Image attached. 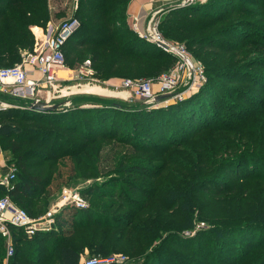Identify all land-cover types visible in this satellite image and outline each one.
Listing matches in <instances>:
<instances>
[{
	"label": "trees",
	"instance_id": "16d2710c",
	"mask_svg": "<svg viewBox=\"0 0 264 264\" xmlns=\"http://www.w3.org/2000/svg\"><path fill=\"white\" fill-rule=\"evenodd\" d=\"M130 1L78 0L80 26L64 51L68 45L78 60L90 59L98 80L156 79L177 62L176 56L141 38L127 22ZM236 1L228 0L225 8L234 10ZM214 2L167 8L154 19L156 28L167 40L185 39L191 45L192 34L210 29L201 19L219 14L214 7L206 10ZM54 15L50 0H0V66L20 62L22 53L34 47L32 27L47 26ZM221 76L229 83L260 85L253 73L231 75L225 69ZM219 82L210 75L197 92L166 106L129 108L106 97L81 95L70 107L63 105L53 112L29 107L0 113V144L18 167L15 179L0 184V198L10 196L36 217L46 212L50 197L63 185L79 180L92 168L96 177L128 179L118 193L114 190L117 182L104 180L102 185L86 187L81 190L85 199L118 194L112 202L122 205L141 198L132 208L127 205L131 211L125 217L119 215L121 221L92 218L90 205L87 209L67 206L55 215L56 223L64 228L61 237L54 229L28 236L12 227L15 253L5 263L6 247L0 235V264H81L86 243L78 247L66 243L77 227L90 228L86 237L92 238L88 243L94 247L99 241L96 230L123 226L116 248L140 252L132 235L142 219L155 223L157 233L192 227L200 220L206 225L203 233L210 234L199 237L205 246L214 243L236 255L227 254L218 264H257L255 258L264 264V95L237 88L228 96L229 88ZM239 100L256 108L245 107ZM180 209L187 215L174 225L172 214ZM79 213L88 215L85 222L74 221ZM52 235L56 239L51 243ZM181 246L196 253L193 244ZM198 246L200 256H209ZM149 254L147 264H199L190 257L173 262L167 252Z\"/></svg>",
	"mask_w": 264,
	"mask_h": 264
},
{
	"label": "rangeland",
	"instance_id": "374dc122",
	"mask_svg": "<svg viewBox=\"0 0 264 264\" xmlns=\"http://www.w3.org/2000/svg\"><path fill=\"white\" fill-rule=\"evenodd\" d=\"M198 1H205V0H198ZM217 3L214 6H209L210 8L206 7V10L213 11V9L220 10L219 14L216 15H206L204 18L201 19L203 23H205L206 27H210L207 32H200L197 34H192L189 39H191V45L187 43L185 39H171L167 40L162 37L165 41L171 44H181L184 45L186 49H188L191 60L196 66L198 73L196 75L188 76L187 74L183 76L180 80L176 88L174 89L175 92L181 94V97H187V95L197 92L202 85H204L207 80L208 76H214L216 81L219 82V86L222 85L224 88L228 87L229 90L225 91L226 95H231L237 88H243L246 91L250 92L254 96H263L264 95V0H237V5L235 6L234 10H229L225 8L227 5L228 0H214ZM177 2V1H176ZM78 0H50V7L52 9V13L56 15L53 16V19L47 23V26H39L44 29V33H49V24L51 25L56 24L58 25L61 21L71 18L77 17L79 18V12L77 11ZM174 6H178V3L168 5L163 10L167 8H171ZM218 6V7H217ZM162 10V11H163ZM57 13L59 15H57ZM60 13H63L60 15ZM156 18V17H155ZM46 26V27H45ZM196 42H202L201 44H195ZM155 43V42H153ZM66 67L69 68H81L83 66V60H78L77 57L73 56V51L67 45L66 50ZM19 63V62H17ZM15 63V64H17ZM229 70L231 75L236 73H253L255 77L259 78V86H253L252 84L246 82L240 83H229L227 82L222 73L224 70ZM92 74L88 72H83L84 75L79 76V78L72 80L71 82H67L68 85L72 83H87L91 87L97 84L104 88L105 92H112L113 94L123 93L127 89L122 86L123 80L132 77H120V78H113L108 80H98ZM165 73V72H164ZM163 74V73H162ZM143 78V77H141ZM144 78H150L145 77ZM152 78V77H151ZM96 80V81H94ZM221 83V84H220ZM156 84V83H155ZM157 86L155 85L154 88ZM217 87V85H216ZM127 97V100L124 99L123 104L129 108L136 107L137 105H147L144 103L145 100L138 99L130 93ZM81 95H93V94H77L75 100L72 102L76 103L81 99ZM184 97V98H185ZM237 97L234 95V98ZM43 99V97H41ZM108 98V97H106ZM121 97H113L109 98L111 100H115ZM178 99V101L183 100ZM35 98H27V99H20L18 104L22 107H17L15 109L18 110H26L27 108H23V105L28 106ZM44 100V99H43ZM55 100V99H53ZM116 101V100H115ZM122 99H119L121 102ZM175 100L170 99L167 101L162 102L161 104H157L155 107L158 106H166L170 103H173ZM51 102V101H50ZM112 102V101H111ZM239 104L244 105L245 107H249L251 109L256 108L249 102L245 100H239ZM222 108V104L220 105ZM147 107H150L147 105ZM27 111V110H26ZM222 111L226 113V109L222 108ZM227 115H229L227 113ZM23 126H28L29 128L42 130L43 128L31 127L33 126L30 123H20ZM32 133V132H31ZM56 137V136H55ZM71 139L76 138L75 136H69ZM63 140H60L62 143ZM36 149L38 148L36 143H30ZM0 147L3 146L0 144ZM43 149V148H42ZM141 156L145 154H140ZM3 156L5 160L6 167L9 166L15 172L17 171V165L13 161L12 154H8L6 151H3ZM148 156V154L146 155ZM161 159L154 160L153 163H159ZM83 169H86L83 167ZM9 170V168H8ZM93 170H87V175L82 176L79 180L76 181H68L65 185L62 186L59 191L54 193L50 197V201L47 205L46 212L52 209L54 206L60 204L63 195L64 189L68 190H77L80 191L86 187H91L93 184L102 185L104 180L108 181L109 183L117 182L119 187H116L114 190L115 192H120V185L126 181V177L123 176H106L102 175L96 177L93 175ZM141 183V182H138ZM198 183V182H197ZM201 183V182H200ZM147 186V184H143ZM128 192H125V196H128ZM104 197V199L95 198V196H87L86 200L88 202V207L90 205L89 214H91L92 218H101V219H111L114 221H121L119 215L125 217L124 215L127 211H131V208L137 204L141 198L136 199L133 204L126 202L122 205L120 203L112 202V199L118 200V194L115 196H108ZM111 201V202H110ZM114 203V205H113ZM127 205H130L131 208H128ZM156 209V206L153 207ZM71 209V208H70ZM160 209V206L157 207V211ZM153 210V209H152ZM69 211V210H68ZM45 212V213H46ZM61 210L57 213H60ZM45 213L38 215L36 217H41ZM153 214L155 212L153 210ZM187 213H183L180 209L178 212L174 211L172 214L174 225L178 221L181 216H186ZM88 215L83 213H79L77 216L74 217V221H83L87 219ZM151 214H149V217ZM119 217V218H118ZM128 218V217H127ZM143 221V222H142ZM149 220L142 219L141 222L137 223L138 226L136 234H133V238L136 239V242L139 246L140 252L134 250H122L121 248H116V239L119 234L123 231V226L112 230L111 228H102L101 230H96L95 235L99 239L96 243H94V247L90 246L88 242L90 240L86 237V233H88V227H77L75 230V234L71 237H68L66 243L73 244L75 246H79L83 242L86 243V246L83 250V258L96 255L100 258H109V257H119L122 259L125 257L124 261H121L118 264H147V261L150 259V254L153 253L154 255L158 251L167 252L170 257L173 259V262L178 259H186L190 257L195 262L197 261L199 264H218L223 260V257H226L228 254L232 258H236L234 252H229L227 249L220 248L217 244L211 243L208 245H204L202 243V239L199 237L203 236L202 238L210 235L208 232L203 233V229L206 228V225L197 220L194 223V226H188L183 228L182 230H165L164 232H155L157 229L155 227V223H149ZM170 227V226H169ZM53 229L56 235L60 237L63 235L64 228L59 223H56V216H54V225ZM176 229V228H174ZM51 231V230H49ZM53 231V232H54ZM41 232V231H40ZM48 232V231H42ZM200 233V235H199ZM129 235V231L127 232L126 236ZM150 237L151 241H146L145 238ZM56 237L54 235L50 236L49 241L52 243ZM131 239V237H130ZM181 241V242H180ZM182 243V244H180ZM189 245L193 244L196 248V253L190 250H187L181 245ZM202 245V249L206 254L209 256H200L201 249L198 246ZM122 247V246H121ZM109 248V249H107ZM200 251V252H199ZM255 253H252V255ZM7 258V257H6ZM152 260V259H151ZM172 262V263H173ZM255 262L257 264H263V261L259 260V258H255Z\"/></svg>",
	"mask_w": 264,
	"mask_h": 264
},
{
	"label": "built area",
	"instance_id": "2783aa9c",
	"mask_svg": "<svg viewBox=\"0 0 264 264\" xmlns=\"http://www.w3.org/2000/svg\"><path fill=\"white\" fill-rule=\"evenodd\" d=\"M193 3L194 0H188L186 3H181L178 6ZM79 26V19L71 17L61 21L55 28L52 27L48 34L44 33V31L40 35L35 33L33 49L23 52L19 63L12 66H0V113L22 107L18 104L20 99L35 98L32 102L43 100L40 97L43 86L51 89L48 92V97H52L58 81L57 73L59 69L64 68L66 65L65 45ZM131 27L141 38L147 41L155 43L156 41H163L168 43L169 48L162 49L177 57L176 64L156 79L143 77L123 80L122 86L128 89L133 96L142 100H151L158 93L174 92L179 80L183 76L187 74L191 77V75L198 73L188 49L184 45H174L165 41L158 32L154 20L145 31H140L136 23L131 25ZM27 66L32 67V69ZM33 71L38 72L39 78L33 76ZM85 71L92 74L90 59H86L83 62V66L77 69L76 76L79 78V76L84 75L83 72ZM155 85L157 86L156 88H154ZM29 105H23V108H29ZM15 177L16 172L9 167V170L5 174H0V184H9ZM67 206L87 209L88 202L80 191L64 189L61 205L54 206L41 217H33L24 208L17 205L10 196L1 197L0 235L5 242L7 259L15 253L12 227L23 229L28 236H33L39 231L52 230L54 216ZM124 260L125 257L122 259L116 256L100 258L92 255L84 257L81 264H118Z\"/></svg>",
	"mask_w": 264,
	"mask_h": 264
},
{
	"label": "crops",
	"instance_id": "0c3cea01",
	"mask_svg": "<svg viewBox=\"0 0 264 264\" xmlns=\"http://www.w3.org/2000/svg\"><path fill=\"white\" fill-rule=\"evenodd\" d=\"M177 1V2H176ZM181 0H131L128 5V17L127 22L130 25L137 24L138 29L140 31H145L149 25H151L152 21L155 19V17L165 8L168 7V5L180 3ZM56 24H49V32L51 31V28H55ZM32 30L34 33L40 35L44 31L43 28L39 26L32 27ZM40 30V31H39ZM28 68L32 69V67L27 66ZM78 68H69L65 67L62 69H59L57 76L58 81L55 87V92L52 95V97H48V92L51 90L47 87L43 86L41 88L40 97H43L44 100L51 101L53 103H58L61 101L68 100L69 103H67L64 107H70L72 105V102L74 101L77 94H93L95 96L100 97H121L118 99H115L117 102H119V99H122L121 102L123 103L124 99L127 100V97L131 95L130 91L127 89L123 93L113 94L112 92H105L104 88L100 85H93L91 87L87 83H72L71 85H68L67 82H71L74 79H77L76 76ZM33 76L36 78H39V74L36 71H33ZM96 81V80H94ZM97 91V92H96ZM0 97H1V90H0ZM55 99V100H53ZM3 149L0 147V174L3 175L8 171L9 166L6 167L4 156H3ZM7 262V258H5V263Z\"/></svg>",
	"mask_w": 264,
	"mask_h": 264
},
{
	"label": "water",
	"instance_id": "95a60500",
	"mask_svg": "<svg viewBox=\"0 0 264 264\" xmlns=\"http://www.w3.org/2000/svg\"><path fill=\"white\" fill-rule=\"evenodd\" d=\"M188 0H183L180 3H178V5H180L181 3H186ZM198 0H194V3H196ZM156 44L164 49H168L169 48V44L163 41H156ZM185 97V96H184ZM184 97H181V94L178 92H165V93H158L156 95H154V97L151 100H145L144 103H146L148 106L150 107H155L157 104H161L164 101L170 100V99H174V100H178V99H182ZM67 103H69L68 100L66 101H61L58 103H53V102H48L45 100H36L34 102H32L29 107L31 109H35L38 111H43V112H53L56 111L57 109L61 108V106L66 105ZM118 104V103H116Z\"/></svg>",
	"mask_w": 264,
	"mask_h": 264
},
{
	"label": "bare ground",
	"instance_id": "6f19581e",
	"mask_svg": "<svg viewBox=\"0 0 264 264\" xmlns=\"http://www.w3.org/2000/svg\"><path fill=\"white\" fill-rule=\"evenodd\" d=\"M97 92V91H96Z\"/></svg>",
	"mask_w": 264,
	"mask_h": 264
}]
</instances>
